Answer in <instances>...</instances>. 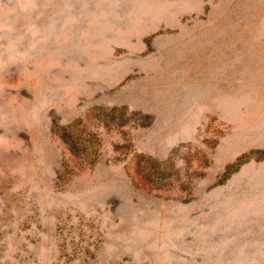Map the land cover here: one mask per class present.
<instances>
[{
    "label": "rangeland",
    "instance_id": "obj_1",
    "mask_svg": "<svg viewBox=\"0 0 264 264\" xmlns=\"http://www.w3.org/2000/svg\"><path fill=\"white\" fill-rule=\"evenodd\" d=\"M0 264H264V0H0Z\"/></svg>",
    "mask_w": 264,
    "mask_h": 264
}]
</instances>
